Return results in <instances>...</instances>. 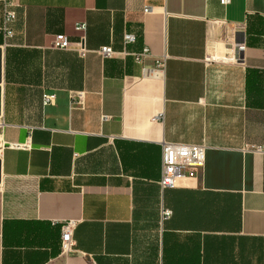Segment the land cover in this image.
Instances as JSON below:
<instances>
[{"label": "crops", "instance_id": "1", "mask_svg": "<svg viewBox=\"0 0 264 264\" xmlns=\"http://www.w3.org/2000/svg\"><path fill=\"white\" fill-rule=\"evenodd\" d=\"M11 3L0 264H264V152L245 148L264 143V0ZM60 31L89 50L53 47ZM103 44L126 52L101 57ZM159 56L163 71L142 75ZM162 141L203 142L199 175L161 188ZM70 218L75 248L61 252Z\"/></svg>", "mask_w": 264, "mask_h": 264}, {"label": "built area", "instance_id": "2", "mask_svg": "<svg viewBox=\"0 0 264 264\" xmlns=\"http://www.w3.org/2000/svg\"><path fill=\"white\" fill-rule=\"evenodd\" d=\"M229 0H220L222 4H226ZM3 7L0 21V34L4 38L13 35L12 22L16 18V11L13 8L11 0H2ZM150 5H145L144 10H148ZM86 27L85 21H78L75 24V29L83 31ZM136 39V34L132 31H125L123 33V42L129 43ZM51 45L59 49H73L80 55H85L89 50L84 44V36L80 34L77 39H71L66 32L60 31L53 34ZM242 48L243 44H238ZM100 54L101 57H110L118 53H125V50L118 51L109 44H103L92 49ZM133 59L137 62H142L146 56H150L151 50L148 45H143L138 51L130 52ZM165 65V57H154L152 66L142 65V75H159ZM55 94L44 92L42 94L43 103H50L54 101ZM105 117V115H104ZM264 133V123L262 125ZM13 147H28L27 141L10 142ZM205 144L203 142H182V141H162L161 143V162L162 170L158 183L161 188L174 187L179 181H184L192 177H197L201 172L205 163ZM245 148L264 152V143H249ZM171 214V209L164 207L161 210L162 217H168ZM76 225L75 219H67L61 223L60 233V249L61 252H68L75 248V239L73 237V229Z\"/></svg>", "mask_w": 264, "mask_h": 264}, {"label": "water", "instance_id": "3", "mask_svg": "<svg viewBox=\"0 0 264 264\" xmlns=\"http://www.w3.org/2000/svg\"><path fill=\"white\" fill-rule=\"evenodd\" d=\"M0 81H1V49H0Z\"/></svg>", "mask_w": 264, "mask_h": 264}]
</instances>
